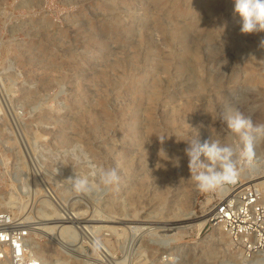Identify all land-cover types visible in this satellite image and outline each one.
<instances>
[{
	"label": "rangeland",
	"instance_id": "rangeland-1",
	"mask_svg": "<svg viewBox=\"0 0 264 264\" xmlns=\"http://www.w3.org/2000/svg\"><path fill=\"white\" fill-rule=\"evenodd\" d=\"M233 9L232 0H0V212L58 219L51 236L32 230L45 264H155L164 255L264 264L215 229L225 196L196 190L184 153L192 129L201 143H235L221 117L236 109L264 123V32L241 34ZM73 143L117 168L120 182L102 198L73 197L63 182L71 165L54 175L51 153ZM255 152L264 161V142ZM187 199L206 222L182 236L171 226L182 224Z\"/></svg>",
	"mask_w": 264,
	"mask_h": 264
},
{
	"label": "clouds",
	"instance_id": "clouds-1",
	"mask_svg": "<svg viewBox=\"0 0 264 264\" xmlns=\"http://www.w3.org/2000/svg\"><path fill=\"white\" fill-rule=\"evenodd\" d=\"M234 15L239 17L241 34H257L264 32V0H232ZM222 46V43H221ZM259 47L264 49V38ZM236 103L240 96L232 93ZM221 120L226 124L229 135L234 136L236 142H225L214 138L201 143L199 133L184 140L187 147L184 149L188 157L190 177L196 190L213 192L223 189L226 185L235 183L244 171H255L264 167V161L256 157V146L264 142V123H254L251 116H245L239 109L223 115ZM220 132H217L219 137ZM161 142L166 136H159ZM163 152V149L160 153ZM55 163L54 175H58L62 167L71 165L74 171L65 182L72 193L88 199H100L114 185L120 182L116 167L93 157L81 143H73L62 151L51 153ZM167 157V156H166ZM168 159V157L166 158ZM174 166H179V158L173 160ZM79 169V171H78ZM94 250L99 251L103 242L94 238L91 242Z\"/></svg>",
	"mask_w": 264,
	"mask_h": 264
},
{
	"label": "built area",
	"instance_id": "built-area-1",
	"mask_svg": "<svg viewBox=\"0 0 264 264\" xmlns=\"http://www.w3.org/2000/svg\"><path fill=\"white\" fill-rule=\"evenodd\" d=\"M239 179L234 185H239ZM220 224L247 258L264 254V181L242 183L214 206ZM32 226L8 211L0 212V264H45L34 251ZM164 255L161 262L170 264Z\"/></svg>",
	"mask_w": 264,
	"mask_h": 264
},
{
	"label": "bare ground",
	"instance_id": "bare-ground-1",
	"mask_svg": "<svg viewBox=\"0 0 264 264\" xmlns=\"http://www.w3.org/2000/svg\"><path fill=\"white\" fill-rule=\"evenodd\" d=\"M248 177H249V174H248ZM264 178V172H262V174L260 175V176H258V175H255V176H253L252 178H250L249 177V179H250V181H258V180H261V179H263ZM239 179V178H238ZM238 181V180H237ZM236 183V182H235ZM234 184V183H233ZM221 192H222V196H226V195H228L229 194V190L227 189V188H223V189H221L220 190ZM47 196V195H46ZM49 196H51V195H49ZM75 199H77V198H80V196H77V195H75V196H73ZM189 198V197H188ZM71 199V198H70ZM81 199V198H80ZM46 200V199H45ZM44 199H43V201H45ZM188 201V206L187 207H184L185 209H184V211L182 212V215H180V219H179V221H181V225L179 224V225H176V226H171L172 227V229L175 231V230H179L178 232H176V234H178V233H180L179 235H187L188 233H189V231L191 230V229H193V228H195V227H202L204 224H205V222H206V220H199L198 219V217H197V215L195 214V212L193 211V199H187ZM160 202V201H159ZM49 217V216H48ZM72 220V219H71ZM174 220V219H173ZM43 221V220H42ZM108 221V220H107ZM59 221H58V219H47V220H45V221H43V222H41L40 221V223H33V222H30L32 225V230H37V231H39V232H41V233H44V234H46L47 236H51L52 235V233H56L57 231H58V225H60L59 223H58ZM178 223V222H177ZM50 224H52V226H50ZM36 225V226H35ZM95 227V226H94ZM215 229L216 230H220V229H222V227L220 226V224H215ZM70 229H71V227H70ZM74 229V228H73ZM36 231V232H37ZM75 231V230H74ZM69 232H70V234L72 233V231L71 230H69ZM40 233V234H41ZM43 235V234H42ZM41 235V236H42ZM45 235V236H46ZM175 236V235H174ZM71 238V235H70V237H69V239ZM94 239V238H93ZM92 239V240H93ZM137 237H136V240L135 241H137ZM40 240V239H39ZM32 241V240H31ZM35 244H39V242L38 241H36L35 242ZM36 245V246H37ZM32 246H33V248H34V245H33V243H32ZM185 249V248H184ZM179 250V249H178ZM167 256V255H166ZM38 257H40V256H38ZM41 259H43L42 257H40ZM164 258V257H163ZM168 258V257H167ZM97 260H98V258H96ZM44 260V259H43ZM163 260V259H162ZM162 260H160V261H158V262H161ZM171 263L170 264H173L174 263V261L172 260V258H171Z\"/></svg>",
	"mask_w": 264,
	"mask_h": 264
}]
</instances>
